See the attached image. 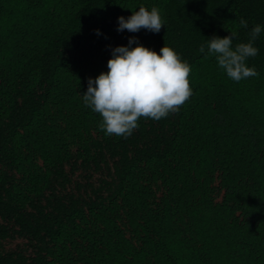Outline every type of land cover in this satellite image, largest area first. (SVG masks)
<instances>
[{"label": "trees", "instance_id": "16d2710c", "mask_svg": "<svg viewBox=\"0 0 264 264\" xmlns=\"http://www.w3.org/2000/svg\"><path fill=\"white\" fill-rule=\"evenodd\" d=\"M141 4L160 32L117 31ZM257 23L264 0H0V264H264V32L239 82L200 50ZM132 36L192 94L106 136L81 94Z\"/></svg>", "mask_w": 264, "mask_h": 264}, {"label": "clouds", "instance_id": "9594fccd", "mask_svg": "<svg viewBox=\"0 0 264 264\" xmlns=\"http://www.w3.org/2000/svg\"><path fill=\"white\" fill-rule=\"evenodd\" d=\"M124 7V6H123ZM117 31L138 32L144 28L159 33L166 25L160 9L141 4L131 15H120ZM240 26L247 28L248 22L240 19ZM97 34L100 30L97 29ZM264 32V25L252 26L248 40L233 44L235 30L228 35H212L201 52L213 57L218 69L235 82L257 76L254 66L247 60L258 54L255 41ZM191 66L172 47L164 43L159 50L129 37L127 44L111 49L107 70L97 76H89L82 103L101 117L98 127L106 136L127 137L138 127L141 117L160 120L175 112L191 96L189 74Z\"/></svg>", "mask_w": 264, "mask_h": 264}]
</instances>
